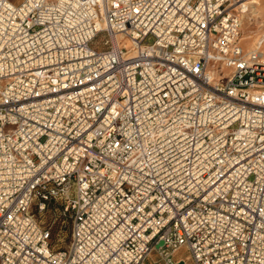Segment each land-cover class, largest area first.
I'll return each mask as SVG.
<instances>
[{
  "label": "built area",
  "instance_id": "built-area-1",
  "mask_svg": "<svg viewBox=\"0 0 264 264\" xmlns=\"http://www.w3.org/2000/svg\"><path fill=\"white\" fill-rule=\"evenodd\" d=\"M246 1L0 0V264H264ZM57 195L66 249L31 211Z\"/></svg>",
  "mask_w": 264,
  "mask_h": 264
},
{
  "label": "rangeland",
  "instance_id": "rangeland-1",
  "mask_svg": "<svg viewBox=\"0 0 264 264\" xmlns=\"http://www.w3.org/2000/svg\"><path fill=\"white\" fill-rule=\"evenodd\" d=\"M54 1V0H51ZM248 2V1H247ZM257 14L264 11V0H257ZM242 8L238 9L241 24L239 30L240 41L244 50L248 51L254 46H257V41L260 40V49L264 50V15L258 14L257 20L254 18L249 20L243 18ZM256 22V23H255ZM102 35L97 38L96 44L102 40ZM150 43L153 41L151 37L147 39ZM94 45L99 47V45ZM258 46V47H259ZM224 73V72H223ZM31 211L35 215L39 224L48 229L50 232V242L54 249H66L70 245L72 234V217L69 209H66V201L64 197L57 195L46 202L43 210L38 208V200L35 199L31 205ZM180 260L184 261V264H190V257L188 251L182 249L178 253ZM159 256L156 251L150 253L145 259L143 264H156V260Z\"/></svg>",
  "mask_w": 264,
  "mask_h": 264
},
{
  "label": "bare ground",
  "instance_id": "bare-ground-1",
  "mask_svg": "<svg viewBox=\"0 0 264 264\" xmlns=\"http://www.w3.org/2000/svg\"><path fill=\"white\" fill-rule=\"evenodd\" d=\"M259 3L257 2V0H248V2L246 1V2H244V3H242L240 6H241V8H242V15H243V18H247V19H249V20H252L253 18L255 19V20H257L258 18H257V15L258 14H262V15H264V11L263 12H260L259 11V13L257 14V5H258ZM256 23V22H255ZM262 39H264V38H262ZM258 43L260 42V40L259 41H257ZM257 43V46L255 45L254 46V48H252V49H250V50H248V51H252V50H256V49H259V51L263 54V57H264V50H262V49H260V46H259V44ZM126 45L129 47L130 46V43H129V41H127L126 42ZM258 46H259V48H258Z\"/></svg>",
  "mask_w": 264,
  "mask_h": 264
},
{
  "label": "water",
  "instance_id": "water-1",
  "mask_svg": "<svg viewBox=\"0 0 264 264\" xmlns=\"http://www.w3.org/2000/svg\"><path fill=\"white\" fill-rule=\"evenodd\" d=\"M161 245H163V241H160V242L158 243L157 247H158V246H161ZM177 264H182V261L178 262Z\"/></svg>",
  "mask_w": 264,
  "mask_h": 264
},
{
  "label": "trees",
  "instance_id": "trees-1",
  "mask_svg": "<svg viewBox=\"0 0 264 264\" xmlns=\"http://www.w3.org/2000/svg\"><path fill=\"white\" fill-rule=\"evenodd\" d=\"M50 246L52 247V245H51V242H50ZM53 248V247H52ZM54 249V248H53Z\"/></svg>",
  "mask_w": 264,
  "mask_h": 264
}]
</instances>
